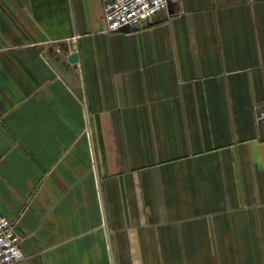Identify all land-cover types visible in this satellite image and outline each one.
Here are the masks:
<instances>
[{
    "label": "crops",
    "instance_id": "1",
    "mask_svg": "<svg viewBox=\"0 0 264 264\" xmlns=\"http://www.w3.org/2000/svg\"><path fill=\"white\" fill-rule=\"evenodd\" d=\"M104 1L0 0L11 264H264V0Z\"/></svg>",
    "mask_w": 264,
    "mask_h": 264
},
{
    "label": "built area",
    "instance_id": "2",
    "mask_svg": "<svg viewBox=\"0 0 264 264\" xmlns=\"http://www.w3.org/2000/svg\"><path fill=\"white\" fill-rule=\"evenodd\" d=\"M170 0H105L103 16L108 31L137 28L154 15L165 10ZM255 121L264 127V105L257 108ZM21 236L16 223L0 215V264H11L23 259Z\"/></svg>",
    "mask_w": 264,
    "mask_h": 264
},
{
    "label": "water",
    "instance_id": "3",
    "mask_svg": "<svg viewBox=\"0 0 264 264\" xmlns=\"http://www.w3.org/2000/svg\"><path fill=\"white\" fill-rule=\"evenodd\" d=\"M126 29H128L127 26H123V27H122V30H126ZM68 60H69L70 62L76 61V60H77V54L74 53V52L71 53V54L69 55V57H68Z\"/></svg>",
    "mask_w": 264,
    "mask_h": 264
}]
</instances>
